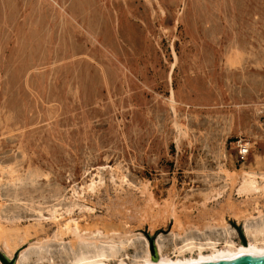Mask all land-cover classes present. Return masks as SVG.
I'll return each mask as SVG.
<instances>
[{
  "label": "rangeland",
  "instance_id": "374dc122",
  "mask_svg": "<svg viewBox=\"0 0 264 264\" xmlns=\"http://www.w3.org/2000/svg\"><path fill=\"white\" fill-rule=\"evenodd\" d=\"M255 216L264 0H0L1 254L96 232L174 257Z\"/></svg>",
  "mask_w": 264,
  "mask_h": 264
},
{
  "label": "bare ground",
  "instance_id": "6f19581e",
  "mask_svg": "<svg viewBox=\"0 0 264 264\" xmlns=\"http://www.w3.org/2000/svg\"><path fill=\"white\" fill-rule=\"evenodd\" d=\"M249 184L254 185L253 182ZM70 229L68 227L65 233H69ZM243 229L244 233L240 231V236L242 233L248 242L247 245L237 244L235 241L224 237L225 244L221 246L220 239H214L205 234L202 238L194 236L185 239L181 245L176 244L175 248L178 252L174 257H169L164 253L165 244L162 238L159 237L154 244L157 258L153 257L150 248L144 254L136 251L132 257L126 253L127 248L131 246L130 241L123 242L120 240L121 242H116L113 240L112 243L98 240L96 237L101 234L96 232L92 234L94 237L90 239H86L78 233L76 239H73L74 241L70 240L71 243L69 244L63 240V242L53 244L49 238L38 240L31 243L28 248L20 253L17 252L14 256L13 254L19 243L26 242L28 236L24 233V235L6 234L2 241L6 247L5 249H7V258L12 259L15 257V264H58L56 259L65 260L68 264H109L112 260H116L115 264H212L237 258L264 255V217L259 216L257 218L255 216L247 219ZM225 231L227 230L225 229ZM187 251L191 254V257L184 258L183 255L185 256ZM195 252L198 253V257L193 256ZM127 259H130V262Z\"/></svg>",
  "mask_w": 264,
  "mask_h": 264
},
{
  "label": "water",
  "instance_id": "95a60500",
  "mask_svg": "<svg viewBox=\"0 0 264 264\" xmlns=\"http://www.w3.org/2000/svg\"><path fill=\"white\" fill-rule=\"evenodd\" d=\"M242 241L244 245H247L248 242L245 239V237L242 235ZM152 254L154 258H157L156 250L154 245L152 246ZM0 258L4 264H15V257L12 259H8L6 255L1 254L0 252ZM212 264H264V255H258V256H251V257H243V258H237Z\"/></svg>",
  "mask_w": 264,
  "mask_h": 264
},
{
  "label": "built area",
  "instance_id": "2783aa9c",
  "mask_svg": "<svg viewBox=\"0 0 264 264\" xmlns=\"http://www.w3.org/2000/svg\"><path fill=\"white\" fill-rule=\"evenodd\" d=\"M249 143L246 141H239L237 146V158L238 160H245L250 152Z\"/></svg>",
  "mask_w": 264,
  "mask_h": 264
}]
</instances>
